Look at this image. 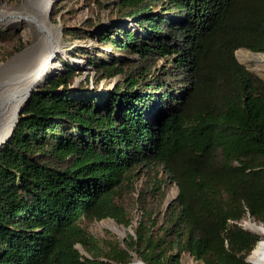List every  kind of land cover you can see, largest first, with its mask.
I'll return each mask as SVG.
<instances>
[{"label": "trees", "instance_id": "1", "mask_svg": "<svg viewBox=\"0 0 264 264\" xmlns=\"http://www.w3.org/2000/svg\"><path fill=\"white\" fill-rule=\"evenodd\" d=\"M87 1L113 25L63 35L97 40L95 75L71 89L64 63L0 145V264H251L262 238L239 223L264 224V80L235 52L264 54V0ZM146 172L177 196L104 250L83 220L129 227L117 197Z\"/></svg>", "mask_w": 264, "mask_h": 264}, {"label": "rangeland", "instance_id": "2", "mask_svg": "<svg viewBox=\"0 0 264 264\" xmlns=\"http://www.w3.org/2000/svg\"><path fill=\"white\" fill-rule=\"evenodd\" d=\"M104 1L105 4L113 6L118 0ZM23 5L24 0H0V11L7 10L24 13L26 9L22 7ZM52 9L56 10L57 14L56 16L52 17L50 12V15L47 16V20L54 26L60 28V33L63 38V45L62 51L59 54H56L55 52V59L62 65L63 71L53 75L51 78L62 75L65 70L64 63H66L76 70L77 77L75 83H78V87L81 83L84 84L87 78L92 79L95 75V70L90 67V63L88 61L89 57L85 53H83V50L89 52L90 54L96 53V50L98 49V42L95 39H87L84 41L74 39L70 36L68 37L67 32L66 36H64V28H85V22L87 20L102 22L103 24L112 26L115 22V12L113 11V8L98 7L97 5L92 4L87 0H57L52 6ZM0 30H3L7 33L5 35V38L0 40V67L6 64L10 65L11 62H14L12 66L6 68V72H8L9 74L16 67L28 63L27 61L34 51H27L32 46L40 43L39 33L34 24L27 21L11 23L8 26L0 27ZM237 51L235 52V56L239 63H241L237 57ZM245 51L251 52L248 50ZM74 61L84 62L87 68H77L74 65ZM242 65H244L248 70L255 73L264 80V72L254 71V65ZM114 79L115 80L104 79L101 81L100 86H107L108 88H111L115 85V82L117 80L116 78ZM39 88L40 86L34 88L33 91ZM162 178L166 179V177L163 176L162 173H159L157 175L156 172L143 173L140 176L134 177L133 183L129 187H125L124 189H122V191L119 193L117 202L125 209L127 217L129 218L130 222H132L129 227L119 225L115 221V219L105 218L102 220L84 219L82 223L83 228L99 241V244L103 247L104 250L107 249L109 245L114 246L117 243H119L121 247H123V243L127 234L135 235V229L142 219L143 210L148 208L154 211L156 213V217L162 220V214L166 210V207L177 196L178 187L176 184L166 183L163 186V189H157V187L160 186V181H162ZM153 184H155L154 189ZM105 221H114L124 230L125 234L121 235L105 227L103 224V222ZM250 221L256 222L251 217L247 216L239 223V225L247 230L245 228V223ZM250 232L260 236L253 231ZM260 238H262V236H260ZM77 248L81 252V254L87 255L81 245H77ZM191 260H193L195 264H203L200 261H196L192 257V255L188 253L182 254V264H191Z\"/></svg>", "mask_w": 264, "mask_h": 264}, {"label": "bare ground", "instance_id": "3", "mask_svg": "<svg viewBox=\"0 0 264 264\" xmlns=\"http://www.w3.org/2000/svg\"><path fill=\"white\" fill-rule=\"evenodd\" d=\"M56 1L24 0L22 6L26 9L24 13L0 11V27L27 21L37 28L40 39V43L27 51H34L27 64L16 67L9 74L6 72V68L12 66L14 62L0 67V143L12 134L19 112L26 104L33 89L42 85L53 75L63 71L62 65L55 59V52L59 54L63 45L60 28L47 20L48 11ZM237 57L242 64L254 65V71L264 72V54L238 50ZM74 65L79 69L87 68L85 63L81 61H74ZM103 224L113 232L125 234L124 230L114 221H105ZM245 228L262 236L248 259L253 264H264V224L250 221L245 223ZM137 262L138 260L134 259L130 264ZM190 262L195 264L193 260Z\"/></svg>", "mask_w": 264, "mask_h": 264}, {"label": "water", "instance_id": "4", "mask_svg": "<svg viewBox=\"0 0 264 264\" xmlns=\"http://www.w3.org/2000/svg\"><path fill=\"white\" fill-rule=\"evenodd\" d=\"M38 80H40V79H38ZM77 85H78V83H75L73 86H72V88L71 89H75L76 87H77ZM32 93H33V91L30 93V95H29V97H28V99H27V101H26V104L28 103V101L30 100V98H31V96H32ZM25 104V105H26ZM24 105V106H25ZM23 109H24V107L20 110V112H19V115H18V119H17V123H16V125L18 124V122H19V117H20V115L22 114V112H23ZM16 125H15V127H16ZM15 127H14V129H15ZM13 129V130H14ZM13 132V131H12ZM11 136V135H10ZM7 140V139H6ZM5 140V141H6ZM5 141H3V142H5ZM3 142H1L0 144H2ZM124 239V238H123ZM132 255V262L134 261V259H137L138 260V262L137 263H134V264H146V263H144L138 256H137V254L136 253H132L131 254ZM131 262V263H132ZM247 262H249V263H251V264H253L249 259H247ZM130 264V263H129Z\"/></svg>", "mask_w": 264, "mask_h": 264}, {"label": "built area", "instance_id": "5", "mask_svg": "<svg viewBox=\"0 0 264 264\" xmlns=\"http://www.w3.org/2000/svg\"><path fill=\"white\" fill-rule=\"evenodd\" d=\"M51 9H52V7H51ZM51 9L48 11V12H49V13H48V16L50 15Z\"/></svg>", "mask_w": 264, "mask_h": 264}]
</instances>
